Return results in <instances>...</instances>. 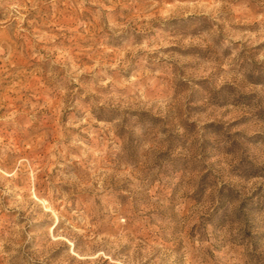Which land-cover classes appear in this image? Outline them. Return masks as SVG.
<instances>
[{
	"label": "rangeland",
	"instance_id": "obj_1",
	"mask_svg": "<svg viewBox=\"0 0 264 264\" xmlns=\"http://www.w3.org/2000/svg\"><path fill=\"white\" fill-rule=\"evenodd\" d=\"M0 264H264V0H0Z\"/></svg>",
	"mask_w": 264,
	"mask_h": 264
}]
</instances>
